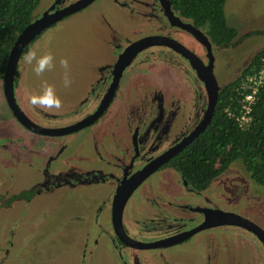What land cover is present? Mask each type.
Masks as SVG:
<instances>
[{
    "label": "flooded vegetation",
    "instance_id": "flooded-vegetation-1",
    "mask_svg": "<svg viewBox=\"0 0 264 264\" xmlns=\"http://www.w3.org/2000/svg\"><path fill=\"white\" fill-rule=\"evenodd\" d=\"M114 2L128 11L133 29L129 35L111 30L104 40L107 50L100 41V28L87 44H79L85 62L82 73L75 72L76 84L71 79V86L64 87V69L59 62H54L56 85L52 80L41 81L33 66L24 62L30 44L45 29L21 50L11 84L5 82L10 86L8 94L2 79L4 65L0 73V172L6 170L9 177L17 164L30 167L35 161L40 167L35 179L15 188L10 179L0 178V209L20 207L34 195L63 185H103L108 194L97 210H92V217L97 221L99 214L107 216L108 229L98 230L105 239H89L85 232L82 246L77 244L80 240L73 239H46L45 243L80 248L78 264H234L248 262V257L219 260L218 252L233 233L243 232L258 247L252 262L264 264V200L255 196L259 192L250 187L248 172L231 164L234 160H215L205 174L193 180L185 176L184 160L179 158L188 144L164 157L185 128L202 118L207 105L195 65L207 64L208 56L193 30H199L209 43L213 75L215 52L226 47L238 49L252 36L264 38V29L241 33L235 29L236 36L229 44L217 46L171 0ZM156 46L183 60L150 49ZM177 46L189 55H181ZM250 47L248 56L232 66L226 82L222 86L216 82L218 91L239 76L255 54L250 55L252 50L257 52L261 46L253 42ZM77 59L80 61V55ZM121 59L125 65L115 68ZM45 82L61 99L60 111L33 109L26 102V95L38 94ZM81 130L83 136L91 133V137H83L89 142L87 150L77 146ZM69 158L77 163L67 164ZM129 199L132 205L125 210ZM17 211L24 213L23 217L30 212L14 213ZM2 261L0 258V264ZM66 264L73 262L67 259Z\"/></svg>",
    "mask_w": 264,
    "mask_h": 264
},
{
    "label": "rangeland",
    "instance_id": "rangeland-1",
    "mask_svg": "<svg viewBox=\"0 0 264 264\" xmlns=\"http://www.w3.org/2000/svg\"><path fill=\"white\" fill-rule=\"evenodd\" d=\"M50 1L39 0L32 12L33 17L40 14ZM223 12L226 24L240 33L247 29H264V0H224ZM133 24L128 11L118 6L114 0H95L83 10L46 28L30 44V49H38V54L50 52L55 57L54 62L66 59L72 67L70 77L76 84L75 72L82 73L85 62L84 51L77 48L79 44H85V41H88L90 36L96 35L100 28L102 32L100 41L103 49L107 50L104 40L110 31H114L116 35L117 32L129 35ZM253 42H259L260 49L264 46V38L256 35L246 39L238 49L226 47L215 52L212 72L219 85L222 86L226 78L231 76L232 66L248 56ZM150 49L161 51L173 59L178 57L183 60L167 48L156 46ZM255 51L253 49L250 55L256 53ZM77 55H80V61ZM227 63H229L228 67H226ZM55 68L56 66L51 71L43 73L40 80L48 82L52 80L56 85ZM83 133L85 131L81 130L76 136L79 139L77 146L81 144L83 150H87L89 142L83 137H91V133L87 131L84 136ZM75 143L73 142L72 146ZM62 157L65 156H60ZM76 163L75 159L69 158L67 164ZM12 164L15 165L14 162ZM231 164L244 169L238 159ZM61 166L63 167L64 164ZM39 167L40 164L36 161L30 167L17 164L11 169L9 177L5 170L0 172V178L10 179V185L15 188L20 183L24 185L35 179ZM47 171L50 172L51 167ZM250 187L259 192L255 196L264 200V185L250 180ZM107 194L103 185H63L34 195L29 203H22L20 207L0 209V258H3L1 264H66L67 259L73 264H78L82 254L80 248L62 245L61 242L45 243V240H80L77 244L82 246L85 232L89 233V239L104 240L106 235L99 234V231L108 229L107 216L101 213L98 220L94 221L92 210H97L98 203L104 201ZM130 199L125 205V210L132 205ZM14 210H30V212L27 211L26 216L23 217L24 213L21 214L19 211L14 213ZM95 224L99 227H95ZM257 248L255 241L248 234L235 232L226 247L219 250L218 255L221 256L219 260L231 261L232 257L246 255L248 262L234 264H254L252 261L255 259Z\"/></svg>",
    "mask_w": 264,
    "mask_h": 264
},
{
    "label": "trees",
    "instance_id": "trees-1",
    "mask_svg": "<svg viewBox=\"0 0 264 264\" xmlns=\"http://www.w3.org/2000/svg\"><path fill=\"white\" fill-rule=\"evenodd\" d=\"M182 15L199 26L217 46H224L236 36L228 26L223 12L224 0H171ZM39 0H0V73L9 49L19 31L33 17ZM264 57V46L241 70L239 76L221 87L217 94L214 113L208 126L180 153L184 160V174L188 178L205 174L215 160L227 163L240 160L249 177L264 185V88L258 92L251 110V120L240 130L228 111L237 113L238 100L243 91L240 79L251 73ZM227 109V110H226Z\"/></svg>",
    "mask_w": 264,
    "mask_h": 264
},
{
    "label": "water",
    "instance_id": "water-1",
    "mask_svg": "<svg viewBox=\"0 0 264 264\" xmlns=\"http://www.w3.org/2000/svg\"><path fill=\"white\" fill-rule=\"evenodd\" d=\"M92 0H63L60 4L59 0H54L53 3L46 9H44L40 14L31 18V20L19 31L16 35L5 61V68L3 73V83L8 82L11 84L12 73L21 50L40 32H42L47 27L51 26L55 22L59 21L62 17L77 11L78 9L84 7ZM58 3V4H57ZM54 7V5H56ZM193 34L197 40L205 46L206 55L208 56V63L203 62L195 65V70L200 80L204 83V89L206 93V107L204 109L202 118L196 123L194 122L185 128V131L179 135V140L176 141L166 152L165 158L171 157L187 144H189L195 137H197L206 127L209 119L213 113L214 105L217 99V91L220 86L217 85L211 73V56L209 50V43L206 37L197 29L193 30ZM179 53L183 56H188L189 52L183 47L177 46ZM176 49V48H175ZM122 58V56H121ZM115 68L121 69L125 62L118 61ZM9 85H5V92L8 94ZM204 103V101H202Z\"/></svg>",
    "mask_w": 264,
    "mask_h": 264
},
{
    "label": "clouds",
    "instance_id": "clouds-1",
    "mask_svg": "<svg viewBox=\"0 0 264 264\" xmlns=\"http://www.w3.org/2000/svg\"><path fill=\"white\" fill-rule=\"evenodd\" d=\"M23 60L26 64L33 66V71L37 76L42 75L46 71H51L55 67V57L50 52L38 54V49H29L24 54ZM59 64L64 69V87H70L72 80L68 61L61 59ZM25 99L33 109L60 111L63 107L61 99L56 95L55 88L47 82L42 84L41 91L38 94H27Z\"/></svg>",
    "mask_w": 264,
    "mask_h": 264
},
{
    "label": "built area",
    "instance_id": "built-area-1",
    "mask_svg": "<svg viewBox=\"0 0 264 264\" xmlns=\"http://www.w3.org/2000/svg\"><path fill=\"white\" fill-rule=\"evenodd\" d=\"M239 87L243 94L238 100L237 113L227 109L226 113L234 119L237 127L243 130L250 123L252 106L258 92L264 88V57L259 59L257 67L251 73L241 77Z\"/></svg>",
    "mask_w": 264,
    "mask_h": 264
}]
</instances>
